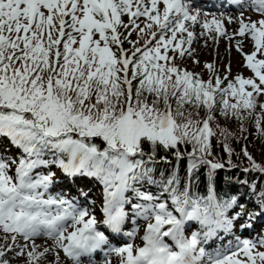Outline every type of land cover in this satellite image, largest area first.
I'll return each instance as SVG.
<instances>
[{
	"label": "snow or ice",
	"instance_id": "6c2138e0",
	"mask_svg": "<svg viewBox=\"0 0 264 264\" xmlns=\"http://www.w3.org/2000/svg\"><path fill=\"white\" fill-rule=\"evenodd\" d=\"M230 4L254 11L258 19L246 22L241 12L237 31L228 34L223 14L204 13L191 7V0H0V139L22 152L18 162L0 157V264H10L7 252L24 264H85V259L111 264L112 254L120 264H264V238L235 237L234 244L216 246L222 234L235 232L237 222L250 230L254 218L264 219V187L241 182L248 188L244 198L258 202L259 211L249 210L240 193L219 197L215 174L225 163L209 159L217 116L241 123L251 119L264 138V0ZM141 17L144 27L137 23ZM196 25L211 39L213 33L250 38L251 53L244 52L243 40L235 47L253 77L237 76L222 87L227 75L222 79L213 63L205 64L208 80L180 68L175 61L192 55ZM119 27L131 29L129 36L138 33L136 41L128 40L131 49L123 48ZM216 128L224 138L226 163L237 167L227 142L232 134ZM94 138L106 146L101 149ZM185 144L192 145L187 174L208 169L207 195H194L191 180L182 183L173 172L161 183L177 216L161 196L136 185H155L157 153L163 149L179 161ZM242 151L251 165L244 171L264 175V166ZM50 164L66 176L103 184L102 224L111 234H121L129 220L135 224L132 217L146 221L144 246L113 247L111 235L100 230L87 208L47 195L55 173H33ZM190 221L198 222L200 231L187 236ZM136 231L127 235L134 238ZM38 238L51 246L37 244Z\"/></svg>",
	"mask_w": 264,
	"mask_h": 264
},
{
	"label": "rangeland",
	"instance_id": "374dc122",
	"mask_svg": "<svg viewBox=\"0 0 264 264\" xmlns=\"http://www.w3.org/2000/svg\"><path fill=\"white\" fill-rule=\"evenodd\" d=\"M226 4H227V6H229L230 0H227ZM233 10H238V8L235 7V8L224 9L223 14L229 15V16H231L230 14H232V13H235V14H232L234 16H240L241 15V11H239V10L233 11ZM253 16H255V17H251L252 20L258 19V15H253ZM129 19L130 18L127 15L122 16V20L125 24L129 23ZM144 19L145 18L141 17L139 20H137V23H139L141 27H144V23H143ZM199 28H201V27L199 25H196L192 30L195 33H196V30H199L201 33L203 31V29L202 28L199 29ZM129 31H131V29H125L123 27L118 28V32L123 34V35H121L120 38H121V40L124 41L123 48L126 50L132 48V44H130L128 42V40L136 41L138 39V33L137 32H131V35L129 36L128 35ZM97 34L98 33H96L94 35L95 38L93 37L96 40L100 39L99 34L98 35ZM214 36H215V33H214ZM125 37H128V39H125ZM245 38L246 37L242 38V40L244 41V52L245 53H251L253 51V42L250 40V38L249 39H248V37L246 39ZM231 43H228L227 40L216 41V39H211L207 36H201L198 33H196L195 39L193 40V43L191 45V49L193 50L192 55L189 56L186 53L182 59L178 57L175 62L180 68L187 69L190 72L199 74L204 80H208L210 78V74H209L208 70L205 68L206 63H213L217 68V74L222 79L226 75H227V79L232 78L234 76H243L244 78L253 77L254 74L251 72L250 69H248L245 66L244 56L236 50V47L234 46L236 44L234 42H231ZM142 45H143V41H141L140 44L137 46L140 47ZM249 45H250V47H249ZM101 46H103V44ZM246 49H248V50H246ZM112 50L115 52L116 47L112 46ZM218 51H219V53H218ZM117 54H119V53H117ZM172 54L173 53L169 52V55H172ZM194 61H199V63L198 64L194 63ZM229 65L231 66V72L230 73L227 72V67ZM0 157H3L8 161L15 159V160H17V162H18V159L20 157L16 148L10 144V142L7 138L0 139ZM15 167H16L15 164L11 165L12 171L10 172V174H12V175L15 174ZM48 167L49 168L40 167V168H42L41 172H40V168H38V169H35L34 173H33L34 176H42V175H48L50 173H55L53 183L49 187L47 195H51L53 197L60 196V197H63L65 199L73 200L79 206L87 208L90 213L93 212L92 214H94L96 216L98 222H100L98 224V227L100 228V230L107 232L105 230L106 227L102 224L103 213H102L101 209L103 207V200H104L103 184L100 185V182L96 183L97 180H92L91 182L86 183L85 181H87L88 179H86L84 177H78L77 176L78 179L76 177H72L70 179L67 178L65 180L66 184L68 183L67 185L71 186V189L60 190V188L56 187V185L58 183H55V182L60 181V179H62V174L58 170V166L50 164ZM67 177H69V176H67ZM78 189L81 192H83L85 190L87 192H91L92 194H90V196L86 197V198L82 197L80 195ZM92 200H96L97 203L95 205H92V203H91ZM90 204L92 207L90 206ZM126 210H128L127 205H126ZM130 216H131V212H130ZM132 219H135V221H136L135 224H133L131 222V220H129V222L125 224V226L122 230V233L119 234L118 238L114 237L115 234H113V237H111V241H110V243L112 244L113 247H116L114 244L118 240H120L116 244L118 247L124 246V244L126 242L133 243L134 248L144 246L143 241H142V237L145 235V229L147 226V222L144 221L142 218L137 219L135 217H132ZM189 223L190 222H188V224ZM238 224H239V222H237V229L235 230V232L233 234H222L220 240L218 241V243L216 245L217 247H227L230 244L235 243V237L241 236L240 235V228H239ZM135 229H138V231H136L134 238H130L127 235V233L132 232ZM195 231H200V227L199 226H195V227L191 226L189 228L186 225L185 235L190 236L191 233L195 232ZM106 234H109V233L107 232ZM3 235H4L3 233H0V244L4 243ZM261 238H264V234L261 237H254V239L249 238V237H245L243 239L258 240ZM165 241L170 243V244L172 243L171 240L167 237H165ZM36 242H37V244H44L46 246H51V243H52L51 241H48L44 238H38ZM209 250H211V249H209ZM6 256H7V259L10 261V264H24L23 258L17 257L15 252H7ZM97 256H98V254L96 255V257ZM61 257L63 258V253H61ZM48 259L51 260L52 257L49 256ZM100 259H98V261ZM114 261H115L114 263H112V262L111 263L112 264H120V258L119 257H115ZM64 264H67L66 260L64 261ZM85 264H87L86 259H85Z\"/></svg>",
	"mask_w": 264,
	"mask_h": 264
},
{
	"label": "trees",
	"instance_id": "16d2710c",
	"mask_svg": "<svg viewBox=\"0 0 264 264\" xmlns=\"http://www.w3.org/2000/svg\"><path fill=\"white\" fill-rule=\"evenodd\" d=\"M232 78L224 80L222 87H225L227 83ZM260 101L264 102V96L260 97ZM203 115V110L201 111V116ZM217 124L219 128L227 129L232 135L228 137V144L234 150V154L231 157L233 164L237 167L232 168L226 162L229 157L227 153L223 150V147L220 141H223V136L219 135V129L216 128ZM214 129L217 130V136L213 138V156L209 159L213 161H219L225 163V168L219 169L216 171V191L219 197L227 198L229 194H242L243 202L248 206V209L251 211H259L258 202L257 204L252 203L251 197L244 198L248 193V188L244 186L241 182L248 181L249 184L256 183L257 188L264 187V175L258 172H245L244 169L251 168L247 158L243 154V149H247L248 153L253 157V159L260 165L264 166V138L259 134V131L254 127V122L251 119L245 120L243 123L235 119H225L223 117L217 116V120L211 125ZM247 129V131H243ZM93 143H96L101 149L106 145L100 138H94ZM181 151L185 153L184 159L177 161V159L169 152L161 149L156 156L155 163L152 167L155 169L154 177L157 181L155 185H136L137 190L147 191L153 195L161 196L162 201L168 203L170 210H173L174 215L178 214L174 211V208L171 205V200L167 197L162 191L163 179H167L173 172H177L181 177L182 183L191 180V192L194 195L205 196L207 195V167L201 166L198 171L188 175V160L187 153L192 151L191 144L181 145ZM17 149V148H16ZM22 155V152H18ZM166 158V159H163ZM44 159L51 160L50 155H46ZM129 198L135 199V197L130 193ZM141 202V201H140ZM258 223L257 227L253 228V233L258 235L264 234V219H253V222ZM198 223V222H197ZM264 250V248H262Z\"/></svg>",
	"mask_w": 264,
	"mask_h": 264
},
{
	"label": "bare ground",
	"instance_id": "6f19581e",
	"mask_svg": "<svg viewBox=\"0 0 264 264\" xmlns=\"http://www.w3.org/2000/svg\"><path fill=\"white\" fill-rule=\"evenodd\" d=\"M201 10H202V12H204V13H214L217 17H220L221 16V14H223L224 12L223 11H214V12H206L205 11V9H207V7H208V5H199L198 6ZM224 8H225V6L223 5V7H222V9L221 10H224ZM239 11H241V12H243V16H244V18H245V21L247 22V20H248V18L250 17H255V16H253V15H258L257 13H255L254 11H252V10H245L244 8H239ZM223 16L225 17V20H224V27H225V29L227 30V33L228 34H233V33H235L236 31H237V29H238V27H239V24L236 22V20H237V18L239 17V16H234V15H231V16H229V15H225V14H223ZM227 17H231L232 18V20H233V22L232 23H229L228 22V20H227ZM209 18H211L210 16H209ZM199 29H201V28H199ZM196 33H198L199 35H200V31L199 30H196ZM213 35H214V33H213ZM202 38V37H201ZM242 38L243 37H240V36H234V38L233 39H229L228 38V36H219L218 34H215V39H216V41H218V40H221V41H224V40H227L228 41V43H231V42H234L235 44H236V42L237 41H240V40H242ZM247 38V37H246ZM245 38V39H246ZM249 39V38H248ZM212 41V40H211ZM213 42V41H212ZM246 42V41H245ZM219 43V42H218ZM227 44V43H226ZM232 44V43H231ZM215 45V44H214ZM232 46V45H231ZM235 46V45H234ZM217 47V46H216ZM249 47H250V45H249ZM222 48V47H221ZM195 49V48H194ZM232 49V48H231ZM249 49V48H248ZM248 49H246V50H248ZM211 50V49H210ZM218 53H219V51H218ZM229 53V52H228ZM230 54V53H229ZM222 55V54H221ZM225 55V54H224ZM97 203V201L96 200H93V202H92V205H95ZM105 233H107V232H105ZM98 256L99 257H101V254L99 253L98 254ZM115 257H117V256H115V254H112L111 256H110V260H111V262L112 263H114L115 261ZM111 263V264H112Z\"/></svg>",
	"mask_w": 264,
	"mask_h": 264
}]
</instances>
